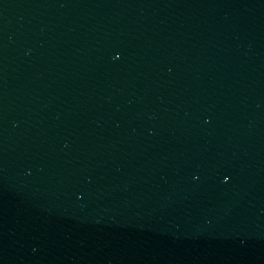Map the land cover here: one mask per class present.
I'll list each match as a JSON object with an SVG mask.
<instances>
[{
	"label": "water",
	"instance_id": "water-1",
	"mask_svg": "<svg viewBox=\"0 0 264 264\" xmlns=\"http://www.w3.org/2000/svg\"><path fill=\"white\" fill-rule=\"evenodd\" d=\"M0 264H264V0H0Z\"/></svg>",
	"mask_w": 264,
	"mask_h": 264
}]
</instances>
